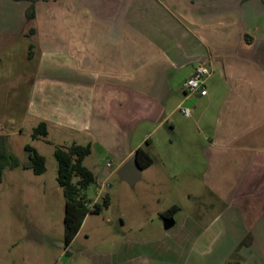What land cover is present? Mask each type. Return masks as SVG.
I'll use <instances>...</instances> for the list:
<instances>
[{
  "label": "crops",
  "instance_id": "1",
  "mask_svg": "<svg viewBox=\"0 0 264 264\" xmlns=\"http://www.w3.org/2000/svg\"><path fill=\"white\" fill-rule=\"evenodd\" d=\"M28 4L0 0L6 150L23 131L7 126L10 87L32 139L44 121L42 140L90 145L97 191L138 147L152 158L118 255L92 264H264V0H38L33 23ZM200 61L207 92L187 94ZM200 196L215 202L184 205Z\"/></svg>",
  "mask_w": 264,
  "mask_h": 264
},
{
  "label": "rangeland",
  "instance_id": "2",
  "mask_svg": "<svg viewBox=\"0 0 264 264\" xmlns=\"http://www.w3.org/2000/svg\"><path fill=\"white\" fill-rule=\"evenodd\" d=\"M27 19V18H26ZM33 23V20H31ZM29 22V31L34 26ZM26 24V23H25ZM17 41L24 43V39ZM18 42L17 55L22 52ZM13 94L11 101L10 124L7 126L15 130L22 127V132H15L8 143L9 153L20 160L25 158V144L29 143L45 156V171L34 174L30 169L21 166L4 168L0 179V264H91L115 253L126 232L120 227V214L125 213L128 202H133L136 192L146 189L144 180L130 185L120 180L115 174L108 178L97 194L95 181L87 188V195L91 199L100 201L104 195L109 196V205L99 212L86 214L73 240L65 247L63 240L64 195L56 179L57 160L53 150L57 146H64L62 140H34L29 133V123L22 116L23 101L19 95L6 87ZM66 140V139H64ZM95 161L94 153L85 156L83 164L91 167ZM98 186V185H97ZM99 188V186H98ZM182 199V198H181ZM198 202L184 205H204L215 202L207 196L197 198ZM163 202V200H161ZM216 209L207 210L205 217L211 219ZM107 255V256H106ZM234 257V256H233ZM232 257V258H233ZM230 260V259H229ZM215 264V263H212ZM217 264V263H216ZM218 264H230L221 262ZM235 264V263H234ZM238 264H248L239 258Z\"/></svg>",
  "mask_w": 264,
  "mask_h": 264
},
{
  "label": "trees",
  "instance_id": "3",
  "mask_svg": "<svg viewBox=\"0 0 264 264\" xmlns=\"http://www.w3.org/2000/svg\"><path fill=\"white\" fill-rule=\"evenodd\" d=\"M26 1L29 4L25 9V16L27 19L33 20L35 18V3L38 0ZM32 134L33 136L45 137L47 135L46 122H39L33 128ZM24 148L29 152V168L31 171L34 174L43 173L45 171L44 155L29 144H26ZM89 153V144L82 145L76 142L62 147L57 146L53 150L58 164L56 179L65 199L63 215V240L65 247L73 240L86 214L99 212L109 205V196L107 194L102 196L99 202H92L87 196V188L95 181L94 174L83 164L85 156ZM135 153L142 166L152 163V158L145 152L143 147H138ZM19 165V159L6 150L4 136L0 135V179L4 168H13ZM176 209L177 206H172L164 214H172Z\"/></svg>",
  "mask_w": 264,
  "mask_h": 264
},
{
  "label": "built area",
  "instance_id": "4",
  "mask_svg": "<svg viewBox=\"0 0 264 264\" xmlns=\"http://www.w3.org/2000/svg\"><path fill=\"white\" fill-rule=\"evenodd\" d=\"M209 74V67L206 63V61H200L197 62L192 74L184 81L183 87L187 94H199V95H205L207 92L206 89V77ZM180 112L184 116H189L191 114V109L186 106L180 107ZM109 164V163H108ZM98 188L97 194L101 193V189Z\"/></svg>",
  "mask_w": 264,
  "mask_h": 264
},
{
  "label": "water",
  "instance_id": "5",
  "mask_svg": "<svg viewBox=\"0 0 264 264\" xmlns=\"http://www.w3.org/2000/svg\"><path fill=\"white\" fill-rule=\"evenodd\" d=\"M117 176L120 180L127 182L130 185L140 178L141 165L137 160L136 153L132 154L116 171ZM172 223V221H171ZM165 226H167L165 224Z\"/></svg>",
  "mask_w": 264,
  "mask_h": 264
}]
</instances>
